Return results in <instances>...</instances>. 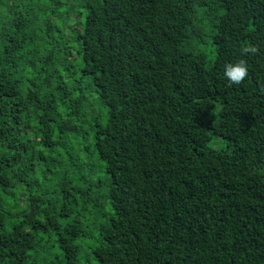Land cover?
<instances>
[{
	"label": "trees",
	"instance_id": "trees-1",
	"mask_svg": "<svg viewBox=\"0 0 264 264\" xmlns=\"http://www.w3.org/2000/svg\"><path fill=\"white\" fill-rule=\"evenodd\" d=\"M0 264H264V0H0Z\"/></svg>",
	"mask_w": 264,
	"mask_h": 264
},
{
	"label": "clouds",
	"instance_id": "clouds-1",
	"mask_svg": "<svg viewBox=\"0 0 264 264\" xmlns=\"http://www.w3.org/2000/svg\"><path fill=\"white\" fill-rule=\"evenodd\" d=\"M257 48L253 45H249L243 49L245 53H256ZM225 77L234 84L241 83L248 75V69L246 66V62L244 60H240L236 64H227L225 65Z\"/></svg>",
	"mask_w": 264,
	"mask_h": 264
},
{
	"label": "rangeland",
	"instance_id": "rangeland-1",
	"mask_svg": "<svg viewBox=\"0 0 264 264\" xmlns=\"http://www.w3.org/2000/svg\"><path fill=\"white\" fill-rule=\"evenodd\" d=\"M96 110H97V108H96ZM47 246H50V248L52 249L53 252L58 253V249L56 248V246L52 240H49V242L47 243Z\"/></svg>",
	"mask_w": 264,
	"mask_h": 264
}]
</instances>
